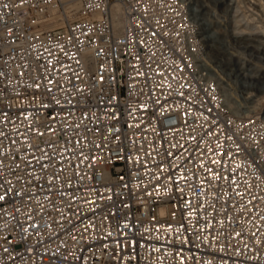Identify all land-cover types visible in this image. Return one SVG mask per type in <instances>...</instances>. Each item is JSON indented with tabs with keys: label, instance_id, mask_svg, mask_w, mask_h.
Segmentation results:
<instances>
[{
	"label": "built area",
	"instance_id": "obj_1",
	"mask_svg": "<svg viewBox=\"0 0 264 264\" xmlns=\"http://www.w3.org/2000/svg\"><path fill=\"white\" fill-rule=\"evenodd\" d=\"M219 67L185 0H0V264H264V105Z\"/></svg>",
	"mask_w": 264,
	"mask_h": 264
},
{
	"label": "rangeland",
	"instance_id": "obj_2",
	"mask_svg": "<svg viewBox=\"0 0 264 264\" xmlns=\"http://www.w3.org/2000/svg\"><path fill=\"white\" fill-rule=\"evenodd\" d=\"M207 17L211 30L219 39L224 40V46H216V52L225 54V73L233 95L245 102L248 96L244 88L243 71L252 73L263 80L264 75V0H187ZM246 29H245V28ZM248 28V29H247ZM237 29H245L247 32H255L256 35L250 36L251 43L258 53H253L248 48H243L238 43ZM247 36V35H246ZM255 36V38H254ZM248 37V36H247ZM242 38V37H240ZM240 40V39H239ZM257 45V46H255ZM221 47V48H220ZM218 50V51H217ZM238 58V59H237ZM215 62L220 63L216 57H212ZM238 62V63H237ZM239 64V65H238ZM239 69V70H238ZM256 73V74H255ZM263 74V75H262ZM253 93L256 91L252 90ZM259 108L264 105V92L257 94ZM245 104V103H244Z\"/></svg>",
	"mask_w": 264,
	"mask_h": 264
},
{
	"label": "bare ground",
	"instance_id": "obj_3",
	"mask_svg": "<svg viewBox=\"0 0 264 264\" xmlns=\"http://www.w3.org/2000/svg\"><path fill=\"white\" fill-rule=\"evenodd\" d=\"M185 1H186L187 5H188V8L190 10V13H191L193 19L197 22V24H198V26L200 28L201 34H202V36H203V38H204V40H205V42L207 44V49H208V52H209L210 56L217 58V60L221 64V67H219L220 71L222 73H225L226 72L225 71L226 68L224 66L225 63L223 61L226 60L225 59L226 55L223 54V53L221 54L219 52H216V54H215V51H214V48L216 46L223 47L225 45L223 38L219 39L217 34L213 30H211V27L209 26L210 23H209L207 17L202 13L201 9L199 10L191 2H189L187 0H185ZM74 6H78V4L76 3ZM121 11H122L121 5L116 4V5L113 6L114 21L117 24V26H120L122 24ZM245 29H239V30L237 29V37H239V39H240V40L238 39V41H240L238 43H241L242 44L241 46H243V48L244 47L248 48V49L252 50L253 53H258L259 54V51H257L256 48L254 47V45L251 43V39H253V38L250 37V36L256 35V33L253 32V31L252 32H249V31L247 32ZM240 37H242V38H240ZM254 38H255V36H254ZM255 46H257V45H255ZM242 68H243V66H242ZM242 68H239V69L244 73L243 74V79H244L245 92L247 94L248 93L252 94L251 98L248 96V98L246 97L244 99L245 100V102H244L245 104L243 105L244 107L242 109V112L250 113V112H253L254 110H257V108L259 107V103H258V99H257L258 95L257 94L264 92V77H263V80H262V79H260L262 76L259 78L256 73H255L256 74V76H255L252 73H247L246 71H243L244 69H242ZM224 84L225 85L227 84L225 82V80H224ZM252 90L256 91V93H253Z\"/></svg>",
	"mask_w": 264,
	"mask_h": 264
},
{
	"label": "snow or ice",
	"instance_id": "obj_4",
	"mask_svg": "<svg viewBox=\"0 0 264 264\" xmlns=\"http://www.w3.org/2000/svg\"><path fill=\"white\" fill-rule=\"evenodd\" d=\"M37 87H39V85H37ZM0 135H3V133H0ZM213 163H217V162L213 161ZM233 171H234V169H233ZM0 187H2V185H0ZM5 195H7V193H5ZM237 195H243V193H237ZM4 199H5V196L0 195V200H4ZM248 203H251V201H249Z\"/></svg>",
	"mask_w": 264,
	"mask_h": 264
}]
</instances>
